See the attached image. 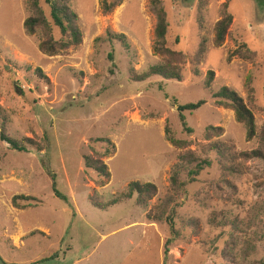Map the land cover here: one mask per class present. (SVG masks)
Listing matches in <instances>:
<instances>
[{"label": "rangeland", "instance_id": "rangeland-1", "mask_svg": "<svg viewBox=\"0 0 264 264\" xmlns=\"http://www.w3.org/2000/svg\"><path fill=\"white\" fill-rule=\"evenodd\" d=\"M163 2L170 22L168 46L185 57L178 63L181 82L133 78L163 62L152 49L155 18L148 10L149 0H124L110 15L103 14L100 0H70L79 16L83 44L54 57L39 51L41 33L28 36L24 31L23 22L32 15L28 0H0V257L6 263L87 260V244L92 245L96 236L86 243L89 231L81 229L79 208L90 211L96 224L92 225L98 227L104 222V228H112L115 216L133 223L124 233L117 228L121 251L102 247L92 262H264V163L240 160L233 165L207 149L216 141L233 144L237 152L259 146L258 139L247 142L244 125L232 110L219 106L213 94L222 87L234 90L253 111L258 129H264V0ZM225 3L233 23L224 45L217 48L214 28ZM41 4L48 12L43 0ZM108 32L124 35L128 49L109 40ZM202 45L205 53L196 76L192 62ZM230 54L235 56L228 62ZM37 69L49 82L36 75ZM210 70L215 79L206 89ZM174 100L179 105L206 101L199 110L185 113L191 135L183 131ZM166 126L175 138L190 144L184 149L212 162L194 183H189L187 172L181 176L186 187L176 197L175 209L180 236L167 256L169 227L146 217L166 195L171 169L183 151L167 141ZM211 126L222 128L223 135L206 140ZM2 133L26 145L27 151L12 150ZM101 138H109L116 148L103 159L110 181L88 170L84 161L85 156L105 153ZM232 165L237 170L233 173ZM46 169L56 175L57 190L69 203L55 197ZM131 182L154 184L158 194L144 207L134 196L105 209ZM16 196L35 200L15 206ZM92 206L100 214L92 212Z\"/></svg>", "mask_w": 264, "mask_h": 264}, {"label": "trees", "instance_id": "trees-1", "mask_svg": "<svg viewBox=\"0 0 264 264\" xmlns=\"http://www.w3.org/2000/svg\"><path fill=\"white\" fill-rule=\"evenodd\" d=\"M43 2L48 12L43 8L41 0H28V6L32 15L23 22L24 31L28 36H34L37 33L43 35L39 43V51L45 56L54 57L69 51L71 48L81 46L84 40V33L79 25V16L72 9L70 0H43ZM123 2L124 0H100V6L104 15H110L116 8L121 6ZM148 10L155 18L152 45L153 53L155 56L162 57L163 62L149 68L141 75H134L133 78L136 82H145L153 77L181 82L183 80V74L181 65H178V63H184L185 57L181 52H176L168 46L170 22L168 11L163 0H149ZM232 23L233 15L228 10V3H225L222 7V16L215 24L214 28V44L217 48L224 45ZM107 36L109 40L116 39L120 41L122 45L128 49L127 39L124 35L108 32ZM204 53L205 47L202 45L192 62V64H194L193 72L196 76L200 75L198 66L203 59ZM234 56L235 54L227 56L228 62H231ZM109 57L111 60L114 59L113 54H110ZM177 58L180 60H177ZM35 73L41 79H45L49 82V79L43 75L41 69H37ZM214 79L215 73L211 70L208 71L204 80V87L210 89ZM213 98L219 106L234 112L237 122L243 124L246 129L247 142L258 139L259 146L252 151L237 152L233 144L216 141L210 143L207 149L215 152L222 160H227L228 163H232L233 165L240 160H243L244 163L248 161H260L264 163V129H258L253 111L244 99L234 90L227 87H222L218 92L214 93ZM173 104L175 108H177L178 118L183 131L191 135L193 129L188 126L185 113L199 110L206 105V101L202 100L197 103L179 105L178 102L174 100ZM222 135V128L211 126L207 129L206 140H211L214 137H221ZM165 136L172 146L183 151L178 155L177 162L171 169L169 189L166 195L149 210L146 217L149 222H164L169 227L170 238L166 240L164 245V254L167 256L171 244L180 236L176 228L177 212L175 209L176 197L180 192L184 191L186 187V183L182 182L181 176L183 173L187 172L189 183H194L205 169L212 166V162L208 159H203L196 151L184 149L189 147L190 144L175 138L169 126L165 127ZM1 139L6 142L12 150L18 152L27 151L26 145L11 139L5 135V133L1 134ZM98 141L107 145L105 153L98 155L97 158L85 156V165L88 170H92L102 179L110 181L111 172L103 159L114 155L116 153V148L109 138H101L98 139ZM27 143L35 145L32 140H28ZM233 165L229 168L231 173H233V169L236 170ZM48 173L50 174L52 191L55 197L67 201V197L57 190L55 174L49 171ZM157 194L158 190L154 184L131 182L123 195H121V198L107 204L105 209L119 204L122 200H132L134 196H137V203L144 207L153 200ZM34 200L35 199L31 197L16 196L13 199V204L18 206V201L28 203ZM0 262L4 264L2 260ZM262 264H264V262H262Z\"/></svg>", "mask_w": 264, "mask_h": 264}, {"label": "crops", "instance_id": "crops-1", "mask_svg": "<svg viewBox=\"0 0 264 264\" xmlns=\"http://www.w3.org/2000/svg\"><path fill=\"white\" fill-rule=\"evenodd\" d=\"M46 171H47V169H46ZM47 173H48V171H47ZM48 175H50V174L48 173ZM51 187H52V181H51ZM67 203H69L68 197H67ZM92 208H94V207L92 206ZM94 209H95L94 211H92V210L91 211L92 212H96L97 214H100V211H96V208H94ZM79 210H80V214H79L78 218H79V223L81 224L80 225L81 229L85 233L89 231V238L85 239L86 243H89L90 239H93L94 236H96V238H95V240H94L92 245L87 244L88 251H87L86 255L88 256V259L86 260L84 258V260L82 262H80L78 260L77 264H95L96 262H98L100 264V262H99L100 260L99 259L96 260V262H92V258L99 254V252L96 253V250L100 249L102 247L105 249V251L110 250L111 252H116L117 250L121 251L123 249L122 247L117 248L118 247V244L116 243V238L117 237H115V235L117 234L116 233L117 232V228L119 230H121L122 233L131 230V227H132L133 223H131L130 220L127 221V222H124L123 216H120L118 219H116L117 216H115L114 219L116 220V223H114L112 228H110V229L109 228H104V222H102V225L100 224V226L98 227V226H95L96 224L90 220L91 219V212L90 211H85V210L82 211L80 208H79ZM102 212H104V211H102ZM92 223H94L95 225H92ZM102 232H106V234H108V235H105V233L102 234ZM99 236H101L102 239H100V241L98 242L97 240L99 239ZM121 237H123V236H121ZM111 239H113V241H115V243L112 242ZM113 244H115V245L112 246ZM114 247L117 248V249L114 250ZM112 254H114V253H112ZM1 260L4 262V264H14V263H6L0 257V261ZM49 260H44V261L47 262ZM44 261H41V262H38V263H35V264L43 263ZM102 264H104V261H103Z\"/></svg>", "mask_w": 264, "mask_h": 264}]
</instances>
